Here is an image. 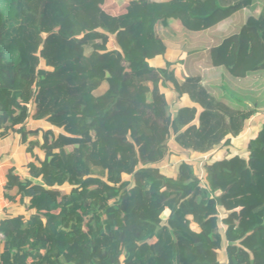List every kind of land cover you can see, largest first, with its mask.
<instances>
[{
  "label": "trees",
  "instance_id": "1",
  "mask_svg": "<svg viewBox=\"0 0 264 264\" xmlns=\"http://www.w3.org/2000/svg\"><path fill=\"white\" fill-rule=\"evenodd\" d=\"M124 2L0 0V264H264V0Z\"/></svg>",
  "mask_w": 264,
  "mask_h": 264
},
{
  "label": "rangeland",
  "instance_id": "2",
  "mask_svg": "<svg viewBox=\"0 0 264 264\" xmlns=\"http://www.w3.org/2000/svg\"><path fill=\"white\" fill-rule=\"evenodd\" d=\"M109 2H111V0H109ZM162 32L163 30L159 26L154 27V33L162 36V38H164L165 41L167 40L166 42L174 43V48L171 46L174 50H177L178 42H180L181 40H184L186 36L184 31L181 30L179 24L172 25L169 30H164V32L163 33ZM177 73L179 76H183L184 69L182 66H177ZM183 102H186V100H184ZM263 123H264V108L259 111V114L255 115L251 123L247 126L246 131L242 137L231 140V143L227 146V149H226V150H229V153L226 154V153L220 152L218 153V155L225 154L224 156L225 158L229 157L230 154L244 155L246 153L245 151H246L247 142L255 134V132L260 129ZM182 157H185L188 159L191 157V154L188 156L184 154L182 155ZM206 160H207V157L201 156L199 158L197 157L193 161L195 163H198L197 165L199 167L198 170L201 171L202 170L201 164ZM217 222H218V225H221L220 218H218ZM262 233L264 234V227H263ZM260 242L262 244L255 242V241H253L252 243L250 242L247 244V247L249 248L250 252L254 254L255 257H258L264 261V238ZM220 255L222 259L225 258L224 253L221 252Z\"/></svg>",
  "mask_w": 264,
  "mask_h": 264
},
{
  "label": "crops",
  "instance_id": "3",
  "mask_svg": "<svg viewBox=\"0 0 264 264\" xmlns=\"http://www.w3.org/2000/svg\"><path fill=\"white\" fill-rule=\"evenodd\" d=\"M126 2L124 0H111L107 7L101 6L108 14L118 15L125 11ZM189 103V102H188ZM44 126L43 123H40ZM25 157L23 148L20 144L18 136L9 135L0 139V217L5 214V209L10 208L9 203L3 196L5 186V174L8 170L13 171L18 175L25 176L21 167L24 165ZM10 214V210L6 211V215ZM0 235V239H1Z\"/></svg>",
  "mask_w": 264,
  "mask_h": 264
}]
</instances>
